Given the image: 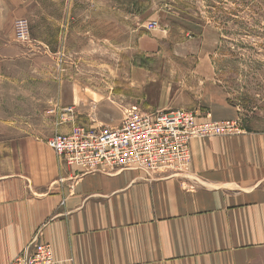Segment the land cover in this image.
Returning a JSON list of instances; mask_svg holds the SVG:
<instances>
[{"label": "crops", "instance_id": "0c3cea01", "mask_svg": "<svg viewBox=\"0 0 264 264\" xmlns=\"http://www.w3.org/2000/svg\"><path fill=\"white\" fill-rule=\"evenodd\" d=\"M62 8V0H0L5 74L41 70L38 58L11 59L18 50L17 18L30 17L38 26L31 54L43 60L77 36L70 22L64 25ZM87 26L89 37L93 20ZM166 38L157 31L138 43L143 51H155ZM210 69L204 60L193 70L208 81L196 106L212 121L240 120V109L211 79ZM6 78L0 79V264H9L34 238L52 246L56 264H258L264 259V132L193 140L188 173L178 177L141 170L80 174L59 163L47 143L54 133L40 126L55 102L74 107L77 124L80 110L94 97L104 100L97 104L100 111L112 107L108 101L161 108L152 97L158 79L133 66L129 85L121 81L108 92L88 80ZM169 95L165 91L164 99L171 100ZM60 129L67 133L71 126Z\"/></svg>", "mask_w": 264, "mask_h": 264}, {"label": "rangeland", "instance_id": "374dc122", "mask_svg": "<svg viewBox=\"0 0 264 264\" xmlns=\"http://www.w3.org/2000/svg\"><path fill=\"white\" fill-rule=\"evenodd\" d=\"M62 5L64 25L70 22L79 30L77 36L68 39L61 51L46 55L43 60L31 54L36 42L27 45L15 38V22L21 19L17 18L13 39L18 53L16 51L11 59L14 63L22 58L26 62L38 58L35 60L41 70L29 72L25 69L15 77L12 71L5 74L0 63V79L88 80L98 82L101 89L111 92V85L119 87L118 82L126 81L129 85L132 67L141 66L158 79L153 83L152 97L162 106L149 109L145 102L131 106L130 102L108 101L112 107L105 106L100 111L97 104L104 100L94 97L80 110L78 125L74 107L65 108L55 102L46 124L40 125L54 133L47 143L57 134L70 135L73 126L87 132L119 129L126 111L134 107L146 113L186 110L208 116L196 106L208 81L193 72L195 65L204 60L211 68V79L240 109L241 117L237 122L242 131L264 132V0H62ZM28 18L25 19L29 21L33 39L38 26ZM91 20L94 22L93 35L89 33L87 37L86 29L90 27L87 22ZM153 24L156 28H151ZM157 31L159 36L167 35L159 50H141L139 38L151 37ZM151 53L155 54L153 59L147 57ZM22 64L26 67L27 63ZM14 68L17 69V65ZM165 91L167 99L171 94V100L164 99ZM105 112L110 116L105 117ZM36 113L31 118L34 124L38 120ZM100 114L103 119L98 118ZM65 126H71L67 133L60 129ZM191 161L183 174L188 173ZM159 174L158 177L163 178ZM258 264H264V259Z\"/></svg>", "mask_w": 264, "mask_h": 264}, {"label": "built area", "instance_id": "2783aa9c", "mask_svg": "<svg viewBox=\"0 0 264 264\" xmlns=\"http://www.w3.org/2000/svg\"><path fill=\"white\" fill-rule=\"evenodd\" d=\"M151 28H156V24ZM15 38L22 44L33 42L27 19L15 22ZM241 131L237 121H212L195 111L146 113L134 107L126 111L119 129L87 132L73 126L70 135L57 134L48 145L61 165L80 174L141 170L171 178L186 173L192 159L190 143L193 140ZM9 264H56V260L52 246L34 238Z\"/></svg>", "mask_w": 264, "mask_h": 264}, {"label": "bare ground", "instance_id": "6f19581e", "mask_svg": "<svg viewBox=\"0 0 264 264\" xmlns=\"http://www.w3.org/2000/svg\"><path fill=\"white\" fill-rule=\"evenodd\" d=\"M204 138H208V137H204Z\"/></svg>", "mask_w": 264, "mask_h": 264}]
</instances>
